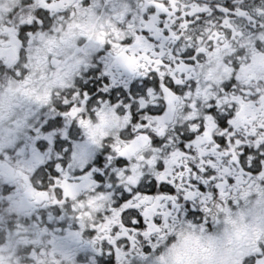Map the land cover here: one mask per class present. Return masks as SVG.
Wrapping results in <instances>:
<instances>
[{"label":"clouds","instance_id":"clouds-1","mask_svg":"<svg viewBox=\"0 0 264 264\" xmlns=\"http://www.w3.org/2000/svg\"><path fill=\"white\" fill-rule=\"evenodd\" d=\"M126 56L135 57L131 67ZM102 81H110L109 99L77 95ZM112 85L120 87L109 92ZM125 87L138 97L139 122ZM65 101L77 115H58L41 129L46 116L67 110ZM161 108L163 115L149 114ZM65 123L97 153L90 163L112 157L101 179L111 172L113 185L116 147L135 156L127 165L133 178L184 177L175 185L181 210L160 202L164 215L153 216L160 223L148 238L134 233L136 259L121 251L120 264H264V0H0V264H109L102 255L108 237L123 240V217L104 215L116 199L111 188L101 185L100 199L95 185L77 184L71 149L56 158ZM51 129L58 130L54 144L47 150L43 141L38 153L33 142ZM180 132L194 137L184 150ZM149 133L168 147L144 139ZM180 164L183 173L174 169ZM64 173L70 196L57 182ZM189 202L205 210L186 215ZM101 221H111L104 232L92 227ZM145 241L154 242L147 258Z\"/></svg>","mask_w":264,"mask_h":264},{"label":"snow or ice","instance_id":"snow-or-ice-1","mask_svg":"<svg viewBox=\"0 0 264 264\" xmlns=\"http://www.w3.org/2000/svg\"><path fill=\"white\" fill-rule=\"evenodd\" d=\"M175 0H173V3ZM157 7L165 8L166 11H169L167 9L166 5L157 4ZM139 40V37L137 38ZM101 42H103V39L101 38ZM123 55V53H121ZM145 58L147 59V55H145ZM126 63L131 67L133 65L134 59L133 57L126 56L125 57ZM153 64L159 66L162 64V61L155 60L152 61ZM151 71L157 72L159 71V68H152ZM115 84V81H113ZM167 91V88L165 89ZM77 95L81 96L83 101L91 102L89 100L88 94L86 92L77 93ZM67 105V110L63 111V115L68 117H75L79 111V108L77 106H74L68 101H65ZM214 111V109H213ZM79 123L85 127L89 128L90 125L85 120L81 119ZM227 121L222 120L221 121V127H226ZM204 132V131H202ZM52 134L50 133L48 136L49 140L51 139ZM89 141L93 145H98V141L95 138L94 133H89L88 137ZM144 139H149V137H144ZM187 139H192L191 137H187ZM152 142L154 143L155 140L152 138ZM221 145L224 144V140L221 139L219 141ZM116 152L118 153L119 157H128V153L126 149H120L119 147L115 148ZM91 158V152L88 150L87 145H74L73 151H72V161L74 164L78 165L80 169L85 170V174L82 175L79 179L83 182H85L88 185H97V180L99 177L96 175L100 170L98 168H92L91 170H87L85 167ZM112 159L111 156H108V161L110 162ZM125 161H120V163H124ZM69 167H72V164L69 165ZM55 168L58 173H61L63 171L62 165L60 163L55 164ZM124 167H117L114 168L113 171L116 173V178L119 180L120 189L121 191H126L130 195H124L121 199V201L117 202L118 207L111 209V211L116 212L117 215H121L123 217L121 222V228L124 231V237L127 240L132 241L133 248H135L136 244L138 243L136 235L134 233H137L135 231V228H129L126 227L127 224H132L135 226H143L141 225V218H143V224L146 225L144 227V230L142 233H139L144 238H148L151 235V231L153 228H155L160 221L156 220L154 221L152 217L154 215H164V213L160 212V202L168 201V204L164 205L165 207L171 208L173 211H179L181 210V207L179 205L178 198L173 195H155V201L152 203L151 207H148L145 205L146 201H152L153 195H147L143 194L144 192H154L156 191V184L157 182L160 183V191L161 192H171L172 188L169 187V185H176L179 181L177 179H172L170 177H167L163 174L157 175L153 180L151 184H146L145 181L148 180L147 177H143V174L141 176H137L135 178L132 177V175L127 174L125 171H123ZM127 175V182H123L122 177ZM143 177V178H141ZM57 182L61 185L63 188L64 194L66 196L72 195V185L68 183V174L64 173V179L63 181L59 180V177L57 176ZM131 185V187L129 186ZM138 185V187H137ZM112 185H108V188H111ZM219 188V185L216 186ZM199 191L202 193L203 189L199 188ZM38 197H46V193H37ZM100 199L104 198V193L101 192ZM185 200L194 199L193 197H190L189 195H186L184 197ZM53 203H56V201H53ZM94 204V201H89V206H92ZM83 207V205H81ZM157 209H159V212H157ZM202 211L205 209L203 207L200 208ZM118 210V211H117ZM88 214V213H85ZM111 223V221H107L105 223H102L101 225H92L94 229H98L101 232H104V230L108 227V225ZM109 243L114 245L117 244V241L111 240L110 237H108ZM121 258V252L118 250V259Z\"/></svg>","mask_w":264,"mask_h":264},{"label":"flooded vegetation","instance_id":"flooded-vegetation-1","mask_svg":"<svg viewBox=\"0 0 264 264\" xmlns=\"http://www.w3.org/2000/svg\"><path fill=\"white\" fill-rule=\"evenodd\" d=\"M165 3H167V0H165ZM133 59H135V57H133ZM97 78H100L99 75L97 76ZM155 79L158 81V77H156ZM108 82H110V81H102V83L100 85L89 84L88 87L83 88L82 91L86 92L88 94V97H89L90 101H92L93 98H94L95 102L98 103L102 99H109L110 98L109 97V93H103V88L106 85V83H108ZM84 83H87V81L85 80ZM129 83H131V82H129ZM93 87H95V91H91V89ZM118 87H120V85H112V88L109 89V92H111L112 89H115V88H118ZM176 90H177V92L179 94V89H176ZM133 91H134V89L128 88V87H125L123 89V92L126 93V95H127L126 103L130 106L131 111H132L133 123H136V122H139L140 117H139V115H137L136 105L132 103L134 100L138 99L137 96L133 95ZM115 95L116 96H120L121 99H123V97L121 96V93L119 91H117L115 93ZM149 114H152V115H163L164 114V109L161 108L158 112H150ZM58 115L62 117V112L57 113V115L46 116L44 121L39 124V127L41 129H43L45 124H47L48 120H56ZM144 123H146V121H144ZM71 127H72L71 124L65 123L63 129L59 130V131H61V139L66 141V143L63 146V150L61 152L56 153V158H57L58 161L64 159V153H69L70 149L71 150L73 149L74 142H72V141L79 140L78 138L74 139L73 136H70L68 134L67 129L71 128ZM198 130L200 132L205 130L203 123H201V125H200ZM57 131H58L57 129H51L50 130V132H51V134L53 136L56 134ZM150 134L151 133H149V137H150ZM48 136H49V133L48 132H44L42 135L37 137V139L33 142V147L37 150L38 153L41 151V147H42V142L43 141H47V143H48V149L47 150H50L52 145L54 144V140H49ZM191 138H194V137H191ZM149 139H150L149 142L153 143L152 142V137L149 138ZM177 139H178V142H179V148L181 150L186 149L187 148V144L190 143V141H191V139H186L185 140L183 138V132L178 133ZM158 140H159V138H158ZM162 144H164L165 148L168 147L166 142H162L160 144H158L157 142H154V146H157V147L161 146ZM47 150H45V151H47ZM120 161H125V162L124 163H120ZM129 161L134 163L135 162V156L133 155L131 157H119L118 158V163H117L116 166L117 167H124V170L126 172V170L128 169L127 165L129 163ZM162 164H163V162L161 161V163L158 165L159 169L162 168ZM92 165L89 166L87 169L91 170L92 168L96 167V165H93V166ZM101 165H102V167L104 166V169L109 167V165H108V154L107 153H104L103 158H102V163L100 164V166ZM147 167H148V165H145V168H147ZM174 168H175V165H174ZM99 170H101V169H99ZM184 170H185V167H184ZM52 171L58 175V172H57V170L55 168V165L53 166ZM72 171H74V170H72ZM177 171L183 173V169L182 168H179ZM84 174H85V170L84 169L82 171L76 172L74 174L73 179L75 180V182L77 184L81 183V180L79 178L82 175H84ZM174 174H175V172H174ZM96 175L99 177V179L97 180V185L95 187V190L97 192H102L101 185L105 189H107L108 185H112L113 184V180L111 179V176H112L111 172L108 173V176L105 179H101V178L105 177V171H104L103 175L101 173H99V172ZM53 178H55V177H53ZM153 179L154 178L148 179L147 181H145V183L146 184H151ZM183 179H184V177L182 175L177 178V180L179 182H182ZM228 182L231 183L232 181L229 180ZM68 183L71 185L72 184V180L69 179ZM160 183L161 182H157L156 191H154V192H144L143 193V194H147V195H153V200L152 201H146L145 202L146 206L151 207L152 203L155 201V195H173V196L176 195V191L177 190L175 188V185H169V187L172 188L171 192H161L160 191ZM137 187H138V185H137ZM199 188H202L203 191H205L207 186L204 185L202 183V181H201L200 184H199ZM117 189L118 190L113 192V196L116 199L113 200L112 208L118 207L117 202L121 201V199H122V197L124 195H130L126 191L119 190L120 188H117ZM180 203H181L182 206L184 205V201L182 199L180 200ZM189 208L191 209L192 213H197V212L202 213L201 209H198L194 204H191L189 202L187 204V206L184 207V212H185L186 215L188 214V209ZM110 212H111V209H107L104 212V215H109ZM157 212H159V209H157ZM153 220L156 221L155 217H153ZM101 222L103 223V221H101ZM141 225H143V226H135V225H132V224H127L126 227L135 228V231L137 233H142L143 230H144V227H146V225L143 224V218H141ZM119 239H123L122 242L114 244V245H111V246L105 248L103 253H102V255H104V257L106 259H109V264H120V259H118V250H119V252H121V251L132 252V249H133L132 241L127 240L125 238H119ZM153 243H154L153 241H145L143 244L140 245L141 251L144 253V257L145 258H147L149 256L150 251L153 250L152 249V244ZM129 259H136V256H135L134 252H132V255L129 257Z\"/></svg>","mask_w":264,"mask_h":264},{"label":"rangeland","instance_id":"rangeland-1","mask_svg":"<svg viewBox=\"0 0 264 264\" xmlns=\"http://www.w3.org/2000/svg\"><path fill=\"white\" fill-rule=\"evenodd\" d=\"M152 137V134H150V137L149 138H151ZM150 140V139H149ZM155 140V142H157L158 144H160V143H162V142H164V140H162V138H159V140H158V138H156V139H154ZM224 144H226L227 143V138L225 137L224 139ZM72 142H74V145H85V142L84 141H81V140H76V141H72ZM72 151H73V149H72ZM96 158H97V153L96 152H91V158H90V160H89V163L88 164H90V166L93 164V165H96V167L95 168H99V169H101L100 171H99V173H101L102 175L104 174V171H105V169H104V166L102 167V165L100 166V165H98V164H95V163H90L92 160H96ZM92 165V166H93ZM163 167H164V164H162V168H160L161 169V171L163 170ZM189 167H192L191 165H189ZM88 168V167H87ZM175 168H176V170H178L179 168H182L183 169V171H184V165L183 164H180L179 166H175ZM174 168V169H175ZM72 170H74V171H76V169H72ZM83 169H79V171H77V172H80V171H82ZM88 170V169H87ZM193 171L195 172L196 171V169H193ZM126 173L127 174H129V175H131V170L128 168L127 170H126ZM114 178L116 179L115 180V184L113 185L112 184V187H111V190H112V192H115L116 190H118L117 188H120V184H119V180H118V178H116V176H115V174H114ZM130 187H131V185H129Z\"/></svg>","mask_w":264,"mask_h":264},{"label":"trees","instance_id":"trees-1","mask_svg":"<svg viewBox=\"0 0 264 264\" xmlns=\"http://www.w3.org/2000/svg\"><path fill=\"white\" fill-rule=\"evenodd\" d=\"M187 137H189V136H185L184 133H183V138H184L185 140L187 139ZM190 137H191V136H190Z\"/></svg>","mask_w":264,"mask_h":264}]
</instances>
